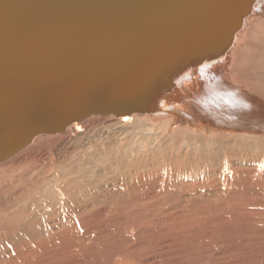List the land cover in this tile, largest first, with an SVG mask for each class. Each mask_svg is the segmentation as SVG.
Listing matches in <instances>:
<instances>
[{"label": "bare ground", "instance_id": "bare-ground-1", "mask_svg": "<svg viewBox=\"0 0 264 264\" xmlns=\"http://www.w3.org/2000/svg\"><path fill=\"white\" fill-rule=\"evenodd\" d=\"M240 1L223 18L193 30L185 31L192 20L173 17L166 23L180 34L171 33L168 43L158 45L151 55L142 54L144 45L128 51L118 75L103 87L106 93L122 96L115 107L128 101L136 103L133 110L88 114L55 133H39L22 150L0 161L1 264H43L47 256L69 253L79 239L90 238L93 224L104 225L106 218L121 220L127 212L119 210L126 208L135 210L133 217L141 228L185 223L190 226L185 228L188 237L197 239L207 232L217 235L212 226L228 221L264 225V0H250L243 16ZM226 33L228 41L220 42ZM212 52L215 55L205 58ZM168 56L172 58L168 69L143 85L137 96L130 90L125 94L127 81L130 88L140 85L144 70ZM230 61V69L220 75L218 70H225ZM160 77L163 81L158 84ZM100 119L115 121V141L104 156L110 167L123 168L105 197L92 194L105 186L100 182L92 186L88 172L59 177L30 168L28 163H38L42 148H37L46 138L60 142L75 128ZM168 139L176 143L165 148ZM164 194L176 196L167 208L171 213L157 218L154 199ZM140 207L146 210L140 213ZM196 222L202 230L197 234Z\"/></svg>", "mask_w": 264, "mask_h": 264}, {"label": "water", "instance_id": "water-1", "mask_svg": "<svg viewBox=\"0 0 264 264\" xmlns=\"http://www.w3.org/2000/svg\"><path fill=\"white\" fill-rule=\"evenodd\" d=\"M243 1L240 16L250 2ZM237 3L0 0V161L22 150L39 133H55L88 114L133 110L136 103L128 101L115 107L122 96L106 93L103 87L118 75L128 51L144 45L142 54L148 56L158 45L168 43L172 34H180L166 23L173 17H181L184 22L192 20L185 31L193 30L223 18L226 10ZM240 16L233 20L232 27ZM229 35L226 33L219 41L226 43ZM127 42L129 45L124 46ZM170 57L153 67L149 64L140 85L130 88L127 81L125 94L130 90L137 96L143 85L169 68L168 62L175 55ZM173 72L177 73L175 69ZM160 78L158 84L163 81Z\"/></svg>", "mask_w": 264, "mask_h": 264}, {"label": "rangeland", "instance_id": "rangeland-1", "mask_svg": "<svg viewBox=\"0 0 264 264\" xmlns=\"http://www.w3.org/2000/svg\"><path fill=\"white\" fill-rule=\"evenodd\" d=\"M231 66L232 63L230 61L226 63L225 70L222 69L218 70V73L220 75H225L226 70L228 71ZM100 120H97L98 122L95 121L93 124L92 123L87 124L82 128H78V127H77L78 129L75 128L73 130L74 133H71V135H68V137L63 138V140L62 139L59 140L60 142H54L46 138L43 142V145L37 148L38 150L42 148L40 150L41 152L39 153L41 157L38 158L37 161L38 163H34V162L28 163L30 165V168L32 170H35L37 173H42L43 175L45 172V174H47L46 176L57 175L59 177H61V174H65V173L68 174L75 173L77 176H79L82 174L81 171L85 172L86 174L88 172L90 173L88 177L92 179V182L90 180V184L93 183L98 184L100 182L103 184V186H105L104 188L102 187L101 189H97V190L95 188L94 191H92L93 192L92 194L94 193H96V195L103 194L102 197H105L107 193L106 189L108 190V188L110 189L113 187L111 186V183L114 181L115 177L117 176V173H121L120 171L123 170V168L121 167L119 168V166L110 167L108 161L106 160L107 156H104L105 152L107 150H110V147H112V143H114L115 141V138H112L113 132L116 131V129L113 126L115 121L113 120L108 121L106 119H100ZM109 139L110 141H108ZM116 140H118L117 136H116ZM164 143L166 145L165 146L166 148L176 143V141L174 139H168L165 140ZM161 150H157L156 152L161 154ZM84 155H88V156L86 159L83 160ZM76 175L72 174L71 176L76 177ZM53 179L54 181H56L57 178L54 177ZM15 180H18L17 175H15ZM48 181L51 180L48 179ZM41 182L42 181H40V183ZM94 184L92 186H94ZM175 196H176L175 194L173 195L164 194L162 196L159 195L157 199H154L153 204L154 206L157 207V212H156L157 218H164L165 217L164 215H168L169 213H171L167 210V208L169 207V202L172 201V199ZM145 208L146 207L138 208L139 209L138 212L140 213L144 212V210H146ZM119 211L127 212L124 214L125 215L124 218H121V220L120 218H115L116 221H114V219L106 218L107 221L106 224L104 225L103 224L98 225V223L97 225L93 224L95 227V230L94 227H92L93 234H91L90 238L86 237L79 239L74 247L75 250L73 249L69 253H67L68 251H65L62 253L63 254L62 256L59 255L47 256V259H45L44 263L43 262L42 263L43 264H118V263L119 264H125V263L126 264L129 263L130 264H214L218 262L219 264H225V263L243 264V262L245 261L244 264H264V225L263 224L261 226L252 223L250 226L249 222H244L245 224L243 222L239 224H233L230 221H228L227 224H222L220 225V227L218 226L214 228L212 226L213 229H216L218 231L217 235H210L211 232H207L208 234H205L204 236H200L199 239H197L198 237L195 234H197V232L200 233V231L202 232L201 226L198 224V222L193 223L195 225L194 228L195 236L189 238L187 232L188 230L185 228H188L190 226L186 225L185 223L173 224L172 226H175L174 228L173 227L171 228V226L169 227V225L161 226L158 224L155 225V227H151V229L147 226H146L147 228L146 227L141 228L140 225L141 222L135 220V218L133 217V213L135 212L134 209L126 208ZM143 222L144 220H142V223ZM193 224L191 226H194ZM111 227L113 228V230ZM134 229L137 231H135ZM191 229L193 228L191 227ZM164 231H165V235H164ZM181 231L183 234H181ZM124 232L125 234H123ZM158 232L160 233L158 234ZM240 233L242 234L240 235ZM32 242L33 241H30V243ZM193 243H195L196 245ZM242 246H244V248ZM194 249H197L198 251L197 250L194 251ZM227 249L229 250L227 251ZM158 252L161 255H159ZM233 253L234 255L235 254L236 255L234 256ZM15 254H13V256ZM174 254L177 255L171 257V255ZM2 255L3 254H0V257ZM231 256L234 259H232ZM208 261L212 263H209Z\"/></svg>", "mask_w": 264, "mask_h": 264}, {"label": "snow or ice", "instance_id": "snow-or-ice-1", "mask_svg": "<svg viewBox=\"0 0 264 264\" xmlns=\"http://www.w3.org/2000/svg\"><path fill=\"white\" fill-rule=\"evenodd\" d=\"M203 69H201V71H202Z\"/></svg>", "mask_w": 264, "mask_h": 264}]
</instances>
